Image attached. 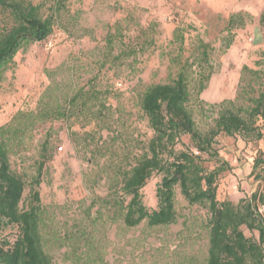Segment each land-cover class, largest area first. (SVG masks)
I'll return each instance as SVG.
<instances>
[{"label":"rangeland","instance_id":"1","mask_svg":"<svg viewBox=\"0 0 264 264\" xmlns=\"http://www.w3.org/2000/svg\"><path fill=\"white\" fill-rule=\"evenodd\" d=\"M32 1L46 14L56 2ZM59 1L53 33L19 50L0 89V128L11 168L26 182L25 199L39 179L46 250L55 264H207V207L190 204L177 187L175 223L130 227L116 204L117 179L153 135L140 108L147 86L169 82L188 61L190 106L206 129L217 116L213 105L246 87L251 76L243 67L264 69V0ZM9 21L0 8V25ZM60 106L67 116L58 117ZM183 140L192 146L188 135ZM214 147L231 166L219 177V200L250 197L264 133H220ZM160 180L154 173L141 190L150 209ZM243 230L259 239L257 230ZM17 234V225L0 227V247Z\"/></svg>","mask_w":264,"mask_h":264},{"label":"trees","instance_id":"2","mask_svg":"<svg viewBox=\"0 0 264 264\" xmlns=\"http://www.w3.org/2000/svg\"><path fill=\"white\" fill-rule=\"evenodd\" d=\"M60 3L56 0L46 14L42 5L32 0H0L1 11L10 19L0 25V89L4 72L19 50L53 33ZM238 17L240 14H233L229 22ZM261 23L264 29V14ZM207 52L205 49L204 54L208 55ZM192 66L188 61L183 63L169 82L151 84L142 93L140 108L153 135L146 151L118 177L122 196L116 204L127 226H137L144 220L150 226L169 225L178 219L176 188L179 187L190 204L208 209L207 264H264V157L255 158L251 171L259 181L257 190L235 204L218 198L219 177L231 166L214 147L220 133L262 138L264 69L245 65L243 74L246 71L251 76L246 87L235 99L213 105L218 107L217 116L209 127L201 129L190 106L188 69ZM204 89L202 82L199 92ZM245 92L246 98L242 99ZM78 98L76 93L74 103ZM57 111L58 117L67 116V108L60 106ZM3 130L6 129L0 128V227L17 225L18 234L12 243L0 247V264H55L43 240L44 208L37 189L39 179L30 186L29 197L25 199L26 182L11 168ZM184 135L189 136L194 148L184 142ZM211 162L214 167L209 165ZM154 173H159L161 180L156 188L158 205L150 209L143 202L141 190ZM243 226L257 230L259 239L247 237Z\"/></svg>","mask_w":264,"mask_h":264},{"label":"built area","instance_id":"3","mask_svg":"<svg viewBox=\"0 0 264 264\" xmlns=\"http://www.w3.org/2000/svg\"><path fill=\"white\" fill-rule=\"evenodd\" d=\"M63 148L62 147H59V150H62Z\"/></svg>","mask_w":264,"mask_h":264}]
</instances>
